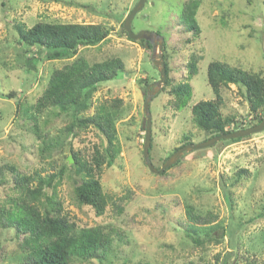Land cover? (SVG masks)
Listing matches in <instances>:
<instances>
[{"label": "rangeland", "instance_id": "374dc122", "mask_svg": "<svg viewBox=\"0 0 264 264\" xmlns=\"http://www.w3.org/2000/svg\"><path fill=\"white\" fill-rule=\"evenodd\" d=\"M137 1L0 0V205H7V200L15 195L12 190L15 173L10 172V167L27 175L46 168L41 173L45 176L51 170L57 172L64 164L71 165L67 162L72 158L70 150L82 153L90 146L101 144L97 131L89 127L78 138H73V133L63 134L49 157L40 159V143L31 131V123L16 113V102L25 97L28 104H33L52 71L71 60L46 61L39 55L41 61L36 64V71H27L22 54L26 47L18 46L12 25L19 22L27 27L37 22L100 24L110 30V38L101 47L86 50L85 56L89 61L117 56L124 65V73L115 80L98 84L81 116H92L104 101H122L121 119L116 122L120 154L112 166L103 167L100 176L103 191L115 199L116 206L108 205L102 216H96L89 206L78 205L71 190L79 178L67 168L57 189L62 215L76 226H101L107 231L115 254L108 255L105 264L137 261L222 264L228 253L236 256L233 264H245L242 262L245 258L263 263L264 129L243 139L189 152L165 174L151 173L144 165L141 125L146 88L142 81L153 90L152 84L159 75L150 61L151 50L129 41L121 31V24ZM189 1L146 0L131 23L134 33L159 34L164 41L162 55L164 51L171 84L187 83L192 94L181 110H174L168 90L160 92L161 88L152 97L151 163L155 168L162 165V159L183 139L194 144L205 139L191 120L190 108L200 100H214L206 78L210 62L264 75V0H198L194 15L199 29L196 32L187 30L181 20L183 6ZM70 2L89 8L75 7ZM33 53L37 52L30 51L27 56ZM191 55L199 58L192 76L187 68ZM9 94L13 98L9 99ZM221 96L222 116L235 120L229 128L233 124L252 127L253 115L249 113L243 90L229 85L221 90ZM72 115L45 111L39 116L41 133L48 140L55 137L73 119ZM239 170L245 173L240 174ZM223 186L231 196L230 201ZM186 205L199 214L210 213L214 217L211 225L218 223L219 228L209 231L201 226L194 232L186 230L182 225L186 221ZM221 228L224 235L220 238ZM188 233L202 240V246L193 245ZM21 238L19 235L14 240V231L0 229V264H17L20 256L17 242Z\"/></svg>", "mask_w": 264, "mask_h": 264}, {"label": "trees", "instance_id": "16d2710c", "mask_svg": "<svg viewBox=\"0 0 264 264\" xmlns=\"http://www.w3.org/2000/svg\"><path fill=\"white\" fill-rule=\"evenodd\" d=\"M70 3L82 9L89 8L85 4ZM197 5L198 0H190L185 3L181 12L182 23L189 31H199L194 18ZM12 28L18 46L26 47L25 53L22 54L27 71H36V64L41 61L38 59L41 58L39 55L46 61L71 60L61 68L52 71L41 95L33 104H28L25 97L16 102V113L26 117L31 123V131L40 143L38 150L40 159L49 157L52 149L59 145L58 140L63 134L73 133V138H78L80 132L89 127L97 131L101 144L90 146L82 153L70 150L74 162L68 165L69 167L64 164L57 172L51 170L45 176H41V173L46 172V168L35 169L32 175H27L17 173L14 167H10V172L15 173L12 189L15 195L7 200V205H0V229L14 231V240L22 235L21 240L17 242V249L20 252V256L16 259L17 264H94L96 262L105 264L107 256L115 254L109 234L101 226L79 227L71 223L66 216L62 215L63 208L57 197V189L69 171L79 178V182L75 183L71 190L73 200L78 205L89 206L96 216H102L108 205L116 206L115 199L103 191L100 176L103 167L112 166L120 154L116 122L121 119L119 106L122 101L119 99L104 101L99 104L92 116L83 117L81 114L88 109L98 84L117 79L120 73H124V65L117 56L111 55L97 61H89L85 56L86 50L99 48L110 38V30L100 24L37 22L27 27L19 22L12 25ZM121 31L129 41H132L128 38L122 24ZM132 42H139L144 48L151 49L149 43L144 40ZM30 51H36L37 53H33L36 56L33 54L27 56ZM162 56L166 80L160 92L168 90V94L173 98L171 105L174 110H181L187 106L192 96L191 88L187 83L178 86L171 84L164 51ZM198 60L197 56L191 55L187 64L190 76L195 74ZM153 68H155L154 65ZM206 78L214 100H200L190 108L192 122L205 135L203 141L239 128L244 129L234 124L229 128L235 120L224 118L220 112L221 90L229 85H235L243 90L244 98L249 105V113L253 115L254 124L252 126L262 121L264 118V75L233 69L224 63L214 61L207 66ZM142 83L145 89L147 82L143 80ZM7 97L13 98V94ZM47 110L59 115L73 114V119L68 122V125L60 129L58 135L49 140L45 134L41 133L39 126L41 121L39 116ZM144 126L143 118L142 131H144ZM222 142H227V140L218 143ZM190 143H192L190 139H183L178 147L162 159V164L171 154ZM152 146L151 136L150 161ZM188 153H184L173 166L180 163ZM167 170L161 174H165ZM239 172L240 174L245 173V170H239ZM238 177H240L239 174ZM222 188L225 197L230 201L229 192L224 186ZM185 216L186 221L182 225L191 232L201 226L208 227L209 231L219 228L218 223L211 225L214 217L210 213L199 214L190 205L185 206ZM180 221H177L179 225H181ZM186 235L193 245L202 246L203 241L197 236L189 233ZM223 235L224 230L222 229L220 238ZM235 258L236 256L228 253L222 264H233ZM245 259L242 261L245 264H257L255 260ZM131 264L150 263L137 261ZM259 264H264V262Z\"/></svg>", "mask_w": 264, "mask_h": 264}, {"label": "water", "instance_id": "95a60500", "mask_svg": "<svg viewBox=\"0 0 264 264\" xmlns=\"http://www.w3.org/2000/svg\"><path fill=\"white\" fill-rule=\"evenodd\" d=\"M146 0H138L134 7L130 10V12L125 17L122 27L126 32L128 38L132 41L144 40L149 43L151 46V54H150V61L157 69L159 79L152 84L153 90L150 89L148 85L146 87V96L143 101V114L145 119V126H144V133H143V142H142V158L144 165L147 167L149 172L154 174H161L171 166H173L182 156L184 153L193 152L197 150H203L209 147L214 146L216 143L222 140H232L237 138L247 137L249 135L259 133L264 129V118L258 124L244 128L236 131L229 132L227 134L214 136L209 138L200 143H190L182 146L173 154H171L164 163L157 169L155 168L149 158V147L151 141V128H152V120H151V112L149 108V104L151 102L152 97L160 91L163 87L166 74H165V65L162 56V46H163V39L159 36V34L155 32H148V31H139L134 33L131 29V23L138 12L142 10L145 5ZM68 164H72V158L69 157L67 159Z\"/></svg>", "mask_w": 264, "mask_h": 264}]
</instances>
